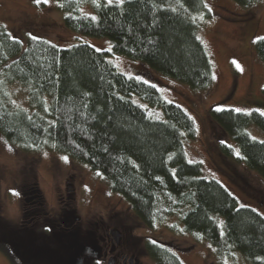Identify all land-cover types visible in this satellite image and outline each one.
Masks as SVG:
<instances>
[{"label":"trees","instance_id":"trees-1","mask_svg":"<svg viewBox=\"0 0 264 264\" xmlns=\"http://www.w3.org/2000/svg\"><path fill=\"white\" fill-rule=\"evenodd\" d=\"M55 1L65 27L107 37L111 50L85 42L59 46L37 35L20 39L0 25L2 136L24 149L51 147L87 164L146 227L174 215L182 230L216 252L228 254L230 248L248 264H264V216L239 205L218 180L200 176V162L186 157L184 140L195 134L192 116L154 83L119 71L109 58L122 54L190 88L210 87L213 68L197 34L200 20L210 16L205 1ZM234 1L246 7L256 0ZM82 4L94 14L81 12ZM253 47L264 61V36ZM9 83L26 89L27 107L11 105ZM154 108L162 117L154 116ZM208 114L236 143L242 162L264 179V141L246 129L253 124L264 131V115L215 105ZM219 147L232 154L231 146ZM168 228L178 231L177 222ZM143 248L154 264H184L159 240L148 237Z\"/></svg>","mask_w":264,"mask_h":264},{"label":"rangeland","instance_id":"rangeland-1","mask_svg":"<svg viewBox=\"0 0 264 264\" xmlns=\"http://www.w3.org/2000/svg\"><path fill=\"white\" fill-rule=\"evenodd\" d=\"M204 1L210 16L200 20L197 34L213 68L210 87L190 88L122 54L110 53L109 58L119 71L154 83L165 99L179 104L192 116L195 134L184 140L186 157L200 162V176L218 180L239 205L250 206L264 216V179L242 162L236 143L208 114L211 105L264 113V61L253 47L254 40L264 36V0H256L246 7L234 0ZM79 10L94 14L90 4H82ZM0 25L20 39L37 35L59 46L85 42L97 49L111 50L107 37L89 36L65 27L55 0H0ZM5 90L11 105L27 107L23 86L9 83ZM132 97L138 101L135 95ZM139 104L149 113L147 103L139 100ZM154 109L157 112L154 116L162 117L161 110ZM246 129L252 137L264 141V131L257 126L251 124ZM221 143L231 146V155L223 153ZM25 177L34 178L33 186L43 190L54 219L62 208H69L77 216L81 230L92 227L99 217L122 226L130 250L139 256L141 264H154L143 248V241L148 237L168 246L184 264H248L237 250L229 248L228 254L218 253L208 241L194 240L182 230L174 215L152 228L144 226L128 202L87 164L51 147L24 149L0 133V212L12 222L10 225H15L16 219L14 195L19 181ZM173 221L177 222L178 231L168 228ZM219 221L222 223L221 217ZM11 250V246L0 243V264H29Z\"/></svg>","mask_w":264,"mask_h":264},{"label":"flooded vegetation","instance_id":"flooded-vegetation-1","mask_svg":"<svg viewBox=\"0 0 264 264\" xmlns=\"http://www.w3.org/2000/svg\"><path fill=\"white\" fill-rule=\"evenodd\" d=\"M33 179L19 181L14 195L15 225L0 212V243L11 246L23 262L65 264L68 258L79 257L80 264H141L139 256L130 250L122 226L99 217L92 227L81 230L69 208H62L54 219L45 193L33 186ZM51 238L53 242L48 241Z\"/></svg>","mask_w":264,"mask_h":264},{"label":"water","instance_id":"water-1","mask_svg":"<svg viewBox=\"0 0 264 264\" xmlns=\"http://www.w3.org/2000/svg\"><path fill=\"white\" fill-rule=\"evenodd\" d=\"M65 264H80V258H76V257H70L67 259V261L65 262Z\"/></svg>","mask_w":264,"mask_h":264},{"label":"snow or ice","instance_id":"snow-or-ice-1","mask_svg":"<svg viewBox=\"0 0 264 264\" xmlns=\"http://www.w3.org/2000/svg\"><path fill=\"white\" fill-rule=\"evenodd\" d=\"M33 39H35V37H33ZM145 83H147V82L145 81ZM237 111H239V109H237ZM262 114H264V113H262ZM65 159H67V158L65 157Z\"/></svg>","mask_w":264,"mask_h":264}]
</instances>
